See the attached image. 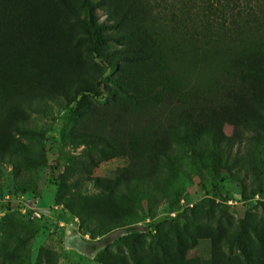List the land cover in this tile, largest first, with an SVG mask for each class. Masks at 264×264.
<instances>
[{
	"label": "rangeland",
	"instance_id": "obj_1",
	"mask_svg": "<svg viewBox=\"0 0 264 264\" xmlns=\"http://www.w3.org/2000/svg\"><path fill=\"white\" fill-rule=\"evenodd\" d=\"M88 1L97 56L82 0H0V264H264V131L228 99L251 51L207 0Z\"/></svg>",
	"mask_w": 264,
	"mask_h": 264
},
{
	"label": "trees",
	"instance_id": "obj_2",
	"mask_svg": "<svg viewBox=\"0 0 264 264\" xmlns=\"http://www.w3.org/2000/svg\"><path fill=\"white\" fill-rule=\"evenodd\" d=\"M181 1L185 4L192 2V0ZM82 3L85 10V27L89 35L90 53L97 56L101 51L103 27L97 24L94 17V7L90 2L82 0ZM207 5V7H195L197 12H194V16L198 20V28L202 29L212 42L220 38V35H229L236 41L243 40L242 43H245L243 52L247 48L251 51L250 54L254 56V58H247V61H244V67L248 69L249 73L257 75L258 78L248 77L242 94L236 95L233 99L228 97V99L246 105L244 109H239L237 112L238 122L252 126L251 132L259 134L260 131H264V124H260L264 121V46L260 44L258 39L264 32V0H207ZM183 30H186L185 27ZM194 35L199 36L197 33ZM183 38L187 39L186 34L183 35ZM221 101L227 103L225 97H222ZM197 106L195 105V107ZM255 107L260 110V113H254ZM181 126L194 128L197 133L211 134L206 136L204 141L200 142V139H196L194 142L197 144L200 142L197 148L198 153L210 154L206 155L205 158L211 156L214 166L213 174L218 175L219 171L216 165L222 164L224 159L215 153L216 142L213 141L211 145L207 143V139L214 138L215 133L206 130V126L197 119L185 120ZM22 154L25 156L24 162L26 161L28 164L27 156L30 155V152L23 150ZM14 155L15 153H10L8 156ZM224 162L227 163L228 158ZM224 166H226L225 163Z\"/></svg>",
	"mask_w": 264,
	"mask_h": 264
}]
</instances>
